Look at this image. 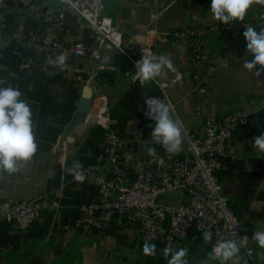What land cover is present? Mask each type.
<instances>
[{
	"label": "crops",
	"instance_id": "crops-1",
	"mask_svg": "<svg viewBox=\"0 0 264 264\" xmlns=\"http://www.w3.org/2000/svg\"><path fill=\"white\" fill-rule=\"evenodd\" d=\"M103 2L105 13L120 32L121 46L129 56L140 60L143 54L167 55L176 69L183 72L184 86L171 90L169 99L174 108L172 114L183 121L185 131H191L206 117L235 111L248 113V123L235 127L225 147L226 166L217 173V178L241 229L250 235L256 264H264V248L252 239L255 232L264 231V154L253 148L254 138L264 134V74L257 78L255 70L243 67L253 58L247 52L246 40L230 38L225 31L227 25L213 19L211 0ZM61 9L60 0L0 1V27L4 32L0 42V86L21 91L33 113V131L38 144L32 160L23 164L19 172L11 175L0 172V202L7 197L23 199L44 194L49 204H57V207L43 208L39 220L25 232L16 230L0 214V264H167L158 243H155V258L143 254V245L134 227L110 223L103 229L86 232L77 225L78 205L95 200L97 190L86 183L70 182L67 169L74 161L86 165L92 160L94 154L83 147L91 127L81 137H74L73 142L66 141L62 131L83 89L92 80L104 87L107 115L119 102L129 98L136 101L134 113L118 133L123 138L134 139L132 150L136 146L137 154L151 146L155 122L146 125L142 140L136 138V130L143 124L142 106L152 83L134 90L137 84L130 64L116 71L87 56H75L74 44L88 45L91 39L85 22L70 9L63 10L62 29L52 30L58 43L53 54L57 57L67 53L66 63L70 67L57 72H43L38 68L40 38L45 31L42 19ZM263 17L264 3L254 0L243 21L257 23L259 32L264 30V22H260ZM190 27L202 32V64L190 57L185 39L173 40L169 35ZM141 31L145 33L143 44L137 41ZM108 72L115 76L107 75ZM171 74L168 71L165 78ZM195 76L201 83L192 91ZM100 105L98 96L92 107L99 111ZM105 120V114L98 113L95 125L102 127L101 122ZM108 120L110 126L116 127L115 119ZM154 147L159 152L166 151L160 145ZM182 147L184 150V143ZM182 247L188 249V264H206V261L219 264L208 260L210 244L204 243L203 234L176 242L172 250ZM239 257V264H250L240 252Z\"/></svg>",
	"mask_w": 264,
	"mask_h": 264
},
{
	"label": "built area",
	"instance_id": "built-area-1",
	"mask_svg": "<svg viewBox=\"0 0 264 264\" xmlns=\"http://www.w3.org/2000/svg\"><path fill=\"white\" fill-rule=\"evenodd\" d=\"M62 9L47 15L42 20L45 31L40 38V57L38 68L43 72L61 71L50 61L55 60L53 50L57 40L52 30L62 29L63 10L74 11L88 29L91 43L83 45L76 43L73 47L75 56H87L98 63L102 55L117 49L128 59L135 68L136 58L129 56L122 48L120 32L113 26L112 18L105 13L103 0H60ZM260 22H264V17ZM246 27L257 30V23L238 21L227 25L225 31L232 39L246 40L243 32ZM173 40L185 39L188 46L193 44L191 57L197 64H202V32L199 29L184 28L169 33ZM4 32L0 27V42ZM138 86H144L135 76ZM192 91H196L201 80L194 77ZM93 86L96 80L91 81ZM152 83L158 90L156 94L146 96L141 119L143 124L136 130V138L142 140L146 125L155 121L146 113L152 102L164 101L174 108L169 99L171 90H180L185 84L184 74L177 69L167 78H161L159 84ZM100 114H105L101 122L104 138L97 153L92 156L90 163L83 165L86 183L96 188L97 198L81 203L78 206L77 225L88 232L93 229H103L110 223L118 227H134L140 243H158L163 249L194 235L213 233L210 252L216 241H226L247 236L242 243V253L250 264H256L254 249L250 245V235L241 229V223L229 207L228 198L222 193L217 173L225 168V147L230 142L237 125L244 126L249 121L246 112L235 111L220 116H210L201 120L191 131H185L183 137L184 150L172 155L156 150L154 156L147 151L137 154L126 148V143L133 145L134 139L123 138L110 126L105 99L102 96ZM144 143V141H142ZM70 182H77L70 175ZM182 192L183 201L173 205L159 200L167 192ZM58 196L57 193H55ZM50 205L44 194L23 199L7 197L0 202V214L19 232H25L40 218L41 210Z\"/></svg>",
	"mask_w": 264,
	"mask_h": 264
},
{
	"label": "clouds",
	"instance_id": "clouds-1",
	"mask_svg": "<svg viewBox=\"0 0 264 264\" xmlns=\"http://www.w3.org/2000/svg\"><path fill=\"white\" fill-rule=\"evenodd\" d=\"M255 2L264 3V0H255ZM253 3L254 0H211L210 10L214 20L230 25L234 21H243ZM243 36L246 39L247 52L253 57L245 62L243 67L249 71L255 70L254 75L258 78L264 74V30L258 32L253 27H246ZM68 59L67 53H61L50 63L61 71H65L70 67L66 63ZM257 65L260 66L259 69ZM135 68L137 70L135 76L141 83L159 84L168 71H177L173 61L167 55L143 54L141 59L136 61ZM146 104L149 109L146 115L155 121V127L151 132V146L146 149L147 154L149 156L156 154L154 145L162 146L172 155L181 153L185 132L183 121L174 118L170 105L164 101L152 102L150 105L146 101ZM32 117L30 105L22 98L18 88L0 86V172L9 175L17 173L23 164L30 162L36 154L38 144L35 141ZM253 148L264 154V134L254 138ZM82 169V163L77 160L67 169V172L73 175L77 182L82 183L86 178ZM212 237L211 231L204 232V243L210 244ZM247 239V236L238 239L241 244L237 243V239L217 240L212 251L208 253V260L219 261V264H228V262L239 264L240 247ZM252 239L264 248V231L255 232ZM162 251L163 256L167 258V264H188L187 248L172 250L167 246ZM143 254L155 258L156 244L145 242Z\"/></svg>",
	"mask_w": 264,
	"mask_h": 264
},
{
	"label": "water",
	"instance_id": "water-1",
	"mask_svg": "<svg viewBox=\"0 0 264 264\" xmlns=\"http://www.w3.org/2000/svg\"><path fill=\"white\" fill-rule=\"evenodd\" d=\"M132 15V26L135 28V18L134 14ZM144 34L145 33L143 31L138 34L140 36L137 38V41L141 44H143L145 39ZM99 63L101 66L107 69H113L116 71L124 70L129 67V61L127 57L117 49H113L107 55H102ZM134 70L135 68L131 66L130 71L133 73ZM107 75L115 76L113 72H108ZM104 90L105 89L103 86L99 84L93 86L92 82H90L83 89L76 104L75 110L62 131L66 141L73 142L74 137H81L88 128L95 125L100 109L99 111L98 109H93L92 105L94 99H96L98 96H102L105 99L104 95L102 94ZM126 148L128 150L132 149V144L129 142L126 143ZM133 151H136V146L133 147Z\"/></svg>",
	"mask_w": 264,
	"mask_h": 264
},
{
	"label": "trees",
	"instance_id": "trees-1",
	"mask_svg": "<svg viewBox=\"0 0 264 264\" xmlns=\"http://www.w3.org/2000/svg\"><path fill=\"white\" fill-rule=\"evenodd\" d=\"M193 28L196 29L195 27H193ZM180 30H182V29H178L176 31H180ZM192 46H193V44L192 45L190 44L188 46V53H189L190 57L193 56ZM192 75H193V73H192ZM138 88H139V86L137 85V86H135L134 90H138ZM147 92H148V95L149 94H156V93H158V90L152 84V86L148 88ZM136 107H137L136 101L134 99L129 98L126 101H124L123 103L119 102L115 106H113L111 114H109V112H108L109 119L111 120L113 118L117 122L116 127L111 126V128L113 130H115L118 135H119L118 129L123 128V125L126 123L128 117L134 113L133 111L135 110ZM104 133H105V131L102 127H100L98 125L92 126L88 131V136L86 138L85 143H83V147H85V150L90 151L93 154L97 153L99 145L104 138ZM160 153H163V151H161ZM35 224H36V222L32 226H34Z\"/></svg>",
	"mask_w": 264,
	"mask_h": 264
},
{
	"label": "rangeland",
	"instance_id": "rangeland-1",
	"mask_svg": "<svg viewBox=\"0 0 264 264\" xmlns=\"http://www.w3.org/2000/svg\"><path fill=\"white\" fill-rule=\"evenodd\" d=\"M160 201L165 202V203H170L173 205L180 204L183 201V195L182 192L177 191V192H167L163 194L160 198Z\"/></svg>",
	"mask_w": 264,
	"mask_h": 264
}]
</instances>
